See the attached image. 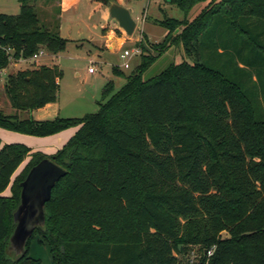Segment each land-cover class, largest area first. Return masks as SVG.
Here are the masks:
<instances>
[{
  "label": "trees",
  "instance_id": "16d2710c",
  "mask_svg": "<svg viewBox=\"0 0 264 264\" xmlns=\"http://www.w3.org/2000/svg\"><path fill=\"white\" fill-rule=\"evenodd\" d=\"M19 2V13H0V80L12 56L58 54L69 42L58 17L41 18L38 0ZM168 2L183 19L157 21L164 39L143 36L144 59L119 89L113 80L104 85L93 113L21 116L57 101L64 72L54 60L36 59L6 76L16 113L0 108V127L34 136L78 130L52 155L0 139V264H42L31 255L34 242L48 246L53 264H264V0ZM179 45L192 63L144 78ZM44 158L66 175L46 203L45 226L15 257L8 246L21 182Z\"/></svg>",
  "mask_w": 264,
  "mask_h": 264
},
{
  "label": "rangeland",
  "instance_id": "374dc122",
  "mask_svg": "<svg viewBox=\"0 0 264 264\" xmlns=\"http://www.w3.org/2000/svg\"><path fill=\"white\" fill-rule=\"evenodd\" d=\"M129 1L132 2L131 5L135 9L134 16L136 17L138 16L137 14H139V16H141V21H136L137 26L132 35H128L122 28L124 33L128 37H131L130 40H128L124 45L125 50H130V56H128L127 62H131V64H129V68L125 69L126 73L124 71L125 75L131 73L135 69L136 65L139 64L147 54L146 51H142L138 46L139 43L144 41V35H146L149 43H158L164 39L168 31L165 27L161 26L157 22L158 20L164 19L165 17H175L179 19H183L184 17L183 12L177 6L169 3L167 7V1L165 0L159 1V7L163 8L164 13L160 12L156 7V5L159 3L156 2V0ZM105 6L109 7V5ZM203 6L204 3L198 4L191 12L190 17L192 18L195 16ZM37 7L43 20L53 18L54 16L57 17V0H51L48 3H46L45 0H38ZM11 10L12 9H9V12H13ZM144 18L146 21L142 22ZM114 23H117L119 26L118 22L115 21ZM142 27L147 34L141 31ZM179 31L180 28L175 32L178 33ZM117 34L120 35L123 33L118 30ZM148 47L150 49L149 53H157L151 48L149 44ZM77 48L78 47H76L74 44H69L68 48H66V51L62 54V59H60L62 64L61 69L63 70L64 75L60 81V88L58 91V106L61 109L62 116L64 117H81L85 114L93 113L99 109L98 102L102 99V89L105 84V76L102 73H105V70L109 69L108 65L99 64L98 72L95 75L89 74L90 64L87 60H85V58L88 56V50L92 49V46L85 43L84 47L80 50H77ZM41 59L43 60L44 57ZM52 60H57V58ZM184 60L192 63L194 61V56H188L181 45L174 46L166 51L150 66V68L145 72L144 78L148 79L152 77L171 63H179ZM123 61L124 60H121V62ZM33 63L34 60H30L27 63L22 62L20 63V67L24 68L28 65L31 66ZM15 64L16 63L12 61L7 68L14 70L17 68ZM77 71L80 73L77 74ZM125 81L126 78L123 76L116 77L114 79L115 90L119 89ZM0 108L3 109V111L7 114L16 113V109L11 106L8 97L4 92L3 79L0 80ZM21 116L31 117L29 112H21ZM0 139L2 145L7 141L5 135L1 134V132ZM23 143L25 144L26 142ZM29 159V157L26 158V160L21 164L14 174L13 178H16V176L23 171ZM3 194L7 196L12 194L11 184L7 187ZM222 236L226 237L227 233L223 231ZM197 251L198 250L195 249V252ZM31 255L35 258L41 259L42 264H53L49 248L46 244L34 242L31 248Z\"/></svg>",
  "mask_w": 264,
  "mask_h": 264
},
{
  "label": "crops",
  "instance_id": "0c3cea01",
  "mask_svg": "<svg viewBox=\"0 0 264 264\" xmlns=\"http://www.w3.org/2000/svg\"><path fill=\"white\" fill-rule=\"evenodd\" d=\"M159 1L163 0H156V2ZM165 1H167L166 6L168 7L169 2L168 0ZM118 2L131 10L132 16L136 21H141V16H139V14H137L138 16L136 17L134 16L135 9L131 5V1L118 0ZM159 4L160 2L156 7L160 12L164 13L163 8L159 7ZM20 7L21 4L19 0H0V13L17 14L20 11ZM57 8V17L60 20V34L63 38L69 40L67 48L69 44H74L78 47L77 50L83 48L85 43L92 46V49L88 50V56L85 58L90 64L89 67L91 65L95 66V70L92 72L89 71V74L95 75L98 72L99 64H106L109 66V69H106L107 71L105 70V73H102L105 76V84L110 80L114 81L116 77H124L125 69L129 68V64H131V62H127L128 57L123 55L125 51L124 45L131 37H128L123 29L119 27L117 23H114L116 20L110 16L109 7L95 0H57ZM9 9H12L11 11L13 12H9ZM144 21H146L145 18L142 22ZM118 30L124 35H118ZM141 31L145 32L143 27ZM145 34L147 33L145 32ZM133 41L136 42L135 40ZM63 52L58 54L48 53L44 57V60L57 58V60L54 61L61 68L62 64L60 59L63 57ZM121 60L124 61L121 62ZM22 62L27 63L29 61L17 62L15 65L18 69H3L1 72V79L4 81L9 73L17 70L33 68V64L24 68L20 67V63ZM114 67H118L121 70V74H116L113 70ZM79 73L80 72L77 71V74ZM29 114L35 120H50L58 116L64 117L58 106V99L56 102H51L43 107L32 110ZM77 130L78 127H70L52 135L34 136L0 127L1 134L5 135L7 139L5 143L26 142L25 144H28L32 151H41L47 153V155L56 153Z\"/></svg>",
  "mask_w": 264,
  "mask_h": 264
},
{
  "label": "water",
  "instance_id": "95a60500",
  "mask_svg": "<svg viewBox=\"0 0 264 264\" xmlns=\"http://www.w3.org/2000/svg\"><path fill=\"white\" fill-rule=\"evenodd\" d=\"M110 16L128 35H132L137 22L131 10L118 1L109 4ZM66 175V170L50 158H44L34 165L21 182L20 203L13 213L15 229L10 236L8 251L15 257L23 256L29 238L37 227L46 223L45 207L50 200L56 183Z\"/></svg>",
  "mask_w": 264,
  "mask_h": 264
},
{
  "label": "built area",
  "instance_id": "2783aa9c",
  "mask_svg": "<svg viewBox=\"0 0 264 264\" xmlns=\"http://www.w3.org/2000/svg\"><path fill=\"white\" fill-rule=\"evenodd\" d=\"M7 51L9 53H12V50L10 48L7 49ZM48 54V52L45 50V49H40L39 52H37L36 54H34L32 57L30 58H20V59H16L14 58L13 56L11 57L12 58V61L17 63L19 61H30V60H36V59H41L42 57H45L46 55ZM125 57H128L130 56V50H125L124 51V54H123ZM95 70V66L94 65H91L89 67V71L92 72ZM208 254H212V250L208 251Z\"/></svg>",
  "mask_w": 264,
  "mask_h": 264
}]
</instances>
